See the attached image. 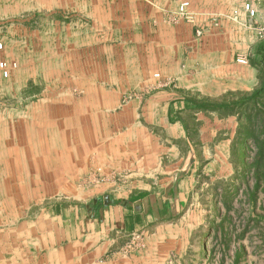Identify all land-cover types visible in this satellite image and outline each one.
I'll use <instances>...</instances> for the list:
<instances>
[{"label": "crops", "instance_id": "crops-1", "mask_svg": "<svg viewBox=\"0 0 264 264\" xmlns=\"http://www.w3.org/2000/svg\"><path fill=\"white\" fill-rule=\"evenodd\" d=\"M42 1L47 2L32 4L57 6L52 0ZM178 2L76 0L71 5V0H63L59 4L82 13L90 10L70 16L84 35L92 32L96 41L110 42L111 50L121 44L133 47L128 53L135 52L131 62L137 64L131 70L147 71V91L127 102L133 110L122 111L126 124L116 121L121 112L96 110L95 118L108 122L102 123L96 145L89 148L86 139L81 140L86 148L80 147L79 156L67 153L72 150L69 144L47 148L41 162L46 182L65 179L69 188L64 195L43 198L26 218L0 226V264H166L171 253L176 264H195L200 255L206 257L201 264H209L210 235H201L206 226L194 212L201 168L214 161L221 147L227 146L229 153L239 121L236 113L196 109L192 102L220 103L230 92L253 89V78L237 75L239 64L201 67L191 59L208 49L217 53L229 48L221 40L231 37V17L222 14L220 1L189 0V8L199 9L190 12L195 24L206 21L209 30L204 41L194 42L191 24L166 21V12ZM227 69L235 73L227 74ZM156 72L165 82L155 79ZM203 74L205 79H197ZM210 120L220 126L209 128ZM73 167L75 172L65 174ZM137 234L139 245L127 250Z\"/></svg>", "mask_w": 264, "mask_h": 264}, {"label": "rangeland", "instance_id": "rangeland-1", "mask_svg": "<svg viewBox=\"0 0 264 264\" xmlns=\"http://www.w3.org/2000/svg\"><path fill=\"white\" fill-rule=\"evenodd\" d=\"M62 1L52 0L57 6H38L32 4L37 0H0V59L10 66L7 77L0 74V226L26 218L43 198L64 195L68 190L63 177L62 182H46V169L41 162L49 146L62 149L69 144L72 150L67 153L79 156L81 149L86 148L81 140L86 139L89 148L96 145L102 137V123L108 122L106 118H95L96 110H133L127 102L147 91V71L131 70L137 64L131 62L135 52L128 53L133 47L121 44L111 50L110 42L96 41L92 32L84 35L80 23L71 21L70 16L90 14V10L82 13L74 7L60 6ZM217 1L222 4L218 7L222 14L232 19L230 25L227 23L231 37L221 40L229 48L217 53L208 49L191 59L201 67L219 62L239 64L236 74L253 78V89L238 93L246 96L261 83L262 65L254 67L251 61L259 63L258 51L264 47V35L257 31L264 25V0ZM244 2L255 8L256 17L250 18L244 12ZM73 4H77L76 0H71ZM178 4L166 12L167 23L191 24L194 42L204 41L209 33L206 21L195 24L192 14L199 9L188 6L191 19L177 18ZM234 13L236 19L232 17ZM102 45L105 47L101 56ZM238 57H245L247 62H237ZM229 70L227 74L234 69ZM153 76L165 82L160 73ZM206 77L207 74L198 75L197 79ZM254 113L247 107L246 114L256 122L259 118ZM123 115L116 121L126 124L128 118ZM211 123L212 120L209 128L220 126ZM245 146L241 155V143L234 137L229 153L227 146L221 147L214 161L201 168L200 194L195 199L194 212L206 226L201 235H210L209 264H264V174L261 170L256 181L251 163L257 147L249 139ZM75 170L73 167L65 174ZM192 219L196 222L195 215ZM204 237L208 239L207 235ZM175 259L174 253L169 254L166 264H176ZM202 259L206 257L200 255L195 264H201Z\"/></svg>", "mask_w": 264, "mask_h": 264}, {"label": "trees", "instance_id": "trees-1", "mask_svg": "<svg viewBox=\"0 0 264 264\" xmlns=\"http://www.w3.org/2000/svg\"><path fill=\"white\" fill-rule=\"evenodd\" d=\"M258 54L260 56L259 63L257 64L251 61V65L254 67H258L259 64L262 65L259 72L261 83L258 87L254 88L249 95L240 96L238 94L239 92H230L227 94L229 95L228 98L225 96L223 100L217 104L204 101L192 102L196 109L221 110L223 114H237L239 123L234 137L241 143L240 154L243 155L247 148V146H245L247 139L255 143L257 147L251 163L256 181H258L261 174H264V47L259 48ZM247 107L254 110V115L258 116L259 119L256 122L250 114H246ZM244 125L246 126L243 131H241ZM256 125L260 127L256 129ZM261 170L262 172L260 174Z\"/></svg>", "mask_w": 264, "mask_h": 264}, {"label": "built area", "instance_id": "built-area-1", "mask_svg": "<svg viewBox=\"0 0 264 264\" xmlns=\"http://www.w3.org/2000/svg\"><path fill=\"white\" fill-rule=\"evenodd\" d=\"M188 6H189V1L188 0H181L178 4L177 7V11L175 12V17L177 18H184L186 20H190L191 19V13L188 11ZM242 8L244 10V12H246V14L250 17V18H254L256 17V10L255 8L249 3V2H244L242 4ZM232 17L234 19L237 18V14L234 13L232 15ZM257 31L259 34L264 35V25H261L257 28ZM197 34H200L199 31H197ZM1 47V45H0ZM237 62L240 63H246L247 59L245 57H238L237 58ZM9 64L7 61L0 59V74L3 77H7L9 74ZM139 245V235H133L130 239V241L128 242V244L126 245V249L127 250H131L133 248H135V246L137 247ZM171 262V261H170Z\"/></svg>", "mask_w": 264, "mask_h": 264}]
</instances>
